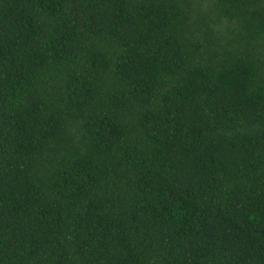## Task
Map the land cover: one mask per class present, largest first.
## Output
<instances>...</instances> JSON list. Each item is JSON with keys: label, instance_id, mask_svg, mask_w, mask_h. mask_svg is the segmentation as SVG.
<instances>
[{"label": "trees", "instance_id": "obj_1", "mask_svg": "<svg viewBox=\"0 0 264 264\" xmlns=\"http://www.w3.org/2000/svg\"><path fill=\"white\" fill-rule=\"evenodd\" d=\"M0 264H264V0H0Z\"/></svg>", "mask_w": 264, "mask_h": 264}]
</instances>
